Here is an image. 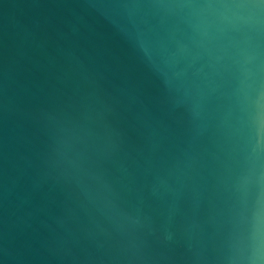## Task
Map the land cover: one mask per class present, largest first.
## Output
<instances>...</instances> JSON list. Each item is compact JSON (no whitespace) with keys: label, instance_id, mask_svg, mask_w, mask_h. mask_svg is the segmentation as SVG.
Segmentation results:
<instances>
[{"label":"water","instance_id":"95a60500","mask_svg":"<svg viewBox=\"0 0 264 264\" xmlns=\"http://www.w3.org/2000/svg\"><path fill=\"white\" fill-rule=\"evenodd\" d=\"M0 264H264V0H0Z\"/></svg>","mask_w":264,"mask_h":264}]
</instances>
